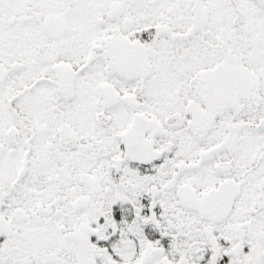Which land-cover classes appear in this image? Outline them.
<instances>
[{
    "label": "snow or ice",
    "instance_id": "6c2138e0",
    "mask_svg": "<svg viewBox=\"0 0 264 264\" xmlns=\"http://www.w3.org/2000/svg\"><path fill=\"white\" fill-rule=\"evenodd\" d=\"M0 264H264V0H0Z\"/></svg>",
    "mask_w": 264,
    "mask_h": 264
}]
</instances>
